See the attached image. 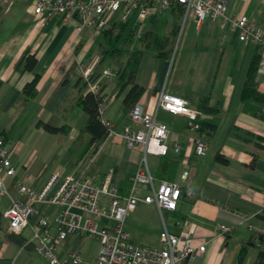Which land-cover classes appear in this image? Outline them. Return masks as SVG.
Instances as JSON below:
<instances>
[{
  "label": "crops",
  "instance_id": "obj_1",
  "mask_svg": "<svg viewBox=\"0 0 264 264\" xmlns=\"http://www.w3.org/2000/svg\"><path fill=\"white\" fill-rule=\"evenodd\" d=\"M227 6L229 13H245L264 27V0H228ZM119 25L116 46L122 52L107 55L104 60L100 57L91 74L92 79L101 80L105 98L103 116L112 123L114 133L94 152L93 145H87L89 135L83 134L84 141L74 150L72 158L63 160V153L75 147L73 140L80 134L77 121L84 116L82 109L75 105L80 94L75 81L83 76V70L93 55L99 54V45L107 37L103 30L90 26L77 31L73 22L61 14L41 21L29 0H14L9 6L0 0V135L11 151L15 166L14 175L5 178L9 195L25 198L19 193L17 182L39 189L55 172L61 175L83 172L98 184L109 169L111 183L121 194H126L130 176L145 156L155 185L161 179L176 180L182 184V193L175 209L159 211L153 203L139 201L124 222L130 240L159 247V233L164 227L176 234L183 232L194 245L205 244V249L186 264H235L239 249L248 242L242 264H253L258 251L264 250L261 217L264 213V101L253 97L241 99V90L251 57L260 47L241 41L238 29L222 26L217 20L206 18L196 25L194 17H184L177 5L150 11L143 22L145 33L150 32L147 40L135 38L134 15ZM135 40L137 43L133 46ZM137 49H141L142 55L136 81L143 86L139 99L143 97L147 110H154L157 93L163 89L183 97L191 107L200 109L203 117H216L214 129H190L186 115L158 108L156 118L168 125L166 153L145 152L141 144L132 148L126 145L120 134L122 128L141 125L133 122L124 109L123 96L129 86H119L116 70ZM27 51L34 53L36 64L31 70L19 71L15 64ZM106 67L112 74L102 77ZM35 74L39 75L37 94L27 99L22 95V88ZM256 81L258 91L264 92V75L257 74ZM203 98L206 105L217 111L204 109ZM39 119L55 125L67 124L68 131L49 132L36 125ZM15 123L19 126L14 133L9 132L7 129ZM196 136H203L208 142L203 155L195 153ZM29 153L32 157L42 154L45 159L51 155L58 159L61 155L62 171L54 170L46 175L47 164L38 167L36 162L32 169L26 168L24 160ZM218 153L226 160L215 159ZM187 168L194 173L190 181L183 182L181 172ZM136 193L143 196L146 189L138 188ZM9 195L0 198V201L4 198L0 206V264H37L33 261L32 244H22V238L28 239L23 230L29 227L32 235V226L38 217L45 216L50 232L55 233L54 215L60 206L35 203L38 213L29 218V223L20 231V238L13 240L8 233V221L2 215L10 204ZM220 223L231 229L221 232ZM88 237L92 239L86 248L83 242ZM99 246L96 236L68 233L57 248L62 255L78 248L82 260L91 261ZM45 264H49L47 260Z\"/></svg>",
  "mask_w": 264,
  "mask_h": 264
},
{
  "label": "built area",
  "instance_id": "obj_2",
  "mask_svg": "<svg viewBox=\"0 0 264 264\" xmlns=\"http://www.w3.org/2000/svg\"><path fill=\"white\" fill-rule=\"evenodd\" d=\"M9 6L14 0H3ZM36 17L41 21L56 14L73 22L75 29L81 31L85 26L98 30L109 29L117 21H126L134 15L136 33L141 34L144 19L151 10L162 9L174 4L181 6L184 17L192 15L196 25L208 18L238 29L241 41L251 42L260 47L257 74L264 75V27L254 17L245 13L231 14L227 11L228 0H29ZM100 60V55H93L89 65L83 70L87 88L101 96V80L92 79V69ZM112 70L106 67L101 76H109ZM143 97L129 109V118L141 125L133 128L126 125L120 134L128 147L141 144L145 152L166 153L165 139L168 125L156 118L158 108L171 113H181L187 117L190 129L198 130L197 121L200 111L191 107L181 96L169 91L159 90L154 110H147ZM105 98L98 105V116L107 132L103 141L112 133V123L104 118ZM208 142L203 136L194 138V150L197 155L206 152ZM11 151L0 135V198L9 195L5 178L15 173L11 162ZM194 171L191 168L181 172L184 181H190ZM18 191L26 197L9 195L10 204L2 211L8 221V231L19 233L28 223L29 218L38 213L35 203H53L59 205L54 215L56 232L49 230V220L39 216L32 226L30 238L35 252L40 253L49 264H186L189 259L205 249V244L194 245L189 235L170 232L164 227L159 233L161 246L137 244L130 240L129 232L124 227L125 218L132 213L139 201L153 203L159 211L175 209L178 206L182 184L176 180L161 179L157 185L144 156L130 176V185L126 194H121L118 187L111 183V169L100 183H96L83 172L73 175L52 173L47 181L36 189L26 183L17 182ZM138 188L146 189L139 196ZM264 209V200L262 202ZM218 228L225 233L231 229L220 223ZM68 233L83 236H96L99 250L94 260L83 261L78 248L60 254L57 246Z\"/></svg>",
  "mask_w": 264,
  "mask_h": 264
},
{
  "label": "trees",
  "instance_id": "obj_3",
  "mask_svg": "<svg viewBox=\"0 0 264 264\" xmlns=\"http://www.w3.org/2000/svg\"><path fill=\"white\" fill-rule=\"evenodd\" d=\"M177 5L181 8L180 5ZM119 23L121 21H117L114 23V25L109 29H103L104 35L107 37L105 43H100L99 45V55L102 60H104L107 55H117L122 52L120 48L116 46L118 34L120 31ZM118 24V25H117ZM117 25V27H116ZM133 33H136V27L134 28ZM149 34L145 33L143 30L141 34L139 35L140 39L147 40L149 38ZM142 55L141 49H137L132 51L129 56L126 59V62L119 67L116 70L117 74V83L121 88L125 86H129L123 96V103H124V109L129 111L130 107L139 99L143 92V86L139 84L136 81V74L139 66V61ZM260 58V51H256L253 56L251 57L246 76L243 82V87L241 90V99H245L248 97H253L257 100L264 101V92H260L257 89V81H256V75H257V65ZM36 57L34 53H23L18 61L15 64V68H17L19 71L24 70H31L34 68L36 64ZM39 79V75L35 74L31 80L27 81L23 88H22V95L27 98L31 99L34 98L37 94V81ZM87 80L83 78V76H79L75 84L78 86L80 94L77 96L75 100V105H77L79 108L82 109L84 116L77 121V126L79 127L80 134L78 135L77 139L73 140V144H75V147H71L68 152H70L73 148L74 150L78 148L83 143V134H88L89 139L87 140V145H93V152L99 147V145L102 143L107 129L105 125L100 121L98 116V105L99 102L102 100V95L99 96L93 91L87 90L85 93L84 90L87 88ZM203 101V108L207 111H213L216 112L217 109L209 107L206 105V98L202 99ZM200 112H202L200 109H198ZM253 114H258V112L253 111ZM201 115V113H200ZM198 116L197 121L199 123L198 130L200 131H210L214 129L217 125V118L213 117H203V115ZM259 116H263L258 114ZM264 117V116H263ZM37 126H42L45 130L49 132H67L68 131V125L62 124V125H55L48 121H43L42 119H39L36 122ZM73 150V152H74ZM215 159L225 161L226 158L222 156L221 154H216ZM261 217L264 220V213L261 214ZM9 236L13 240H18L20 238V232L15 233L8 231ZM22 238V237H21ZM22 244L26 240V238H22ZM31 242L25 243V245H31ZM248 242L244 243L241 248L239 249L237 256L235 258V264H242L244 259L247 256V245ZM264 260V250H259L257 253V259L254 261L253 264H260Z\"/></svg>",
  "mask_w": 264,
  "mask_h": 264
},
{
  "label": "rangeland",
  "instance_id": "obj_4",
  "mask_svg": "<svg viewBox=\"0 0 264 264\" xmlns=\"http://www.w3.org/2000/svg\"><path fill=\"white\" fill-rule=\"evenodd\" d=\"M186 25V23L184 24V26ZM135 38L136 39H139V33H135ZM124 38H122L121 40V45L124 44ZM134 42V41H133ZM137 43V40H135V42L132 44L134 46V44ZM128 47V46H131V45H125V47ZM16 126H19V123H15L13 125V127L10 129L8 128L7 130L11 133H14L15 130H16ZM73 150L74 148L68 152L69 150H67L65 153H63L62 157L61 155L59 156V158H64L63 160L69 158V160L72 158V153H73ZM59 158L57 159L54 155H51L49 157H47L46 159L44 158V156L41 154V155H38L36 154L34 157H32L30 155V153L28 155H26V158H25V166L26 168L28 169H32V167L34 166L35 162L37 163L38 167H40L43 163H46L47 167H46V170H45V174H49L50 172L54 171V170H59V171H62V165L60 164V160ZM59 174H62V173H59ZM3 199H1L0 201V206H2V202H3ZM23 235H25L26 237L30 238L31 237V229L29 227H26L24 230H23ZM91 239L92 237H88L84 242L83 244L86 246V248L90 245L91 243ZM80 249L82 250L83 247L82 245L80 246ZM33 255H34V258H33V261L36 262L37 264H45L46 263V260L45 258L36 253V252H33Z\"/></svg>",
  "mask_w": 264,
  "mask_h": 264
}]
</instances>
